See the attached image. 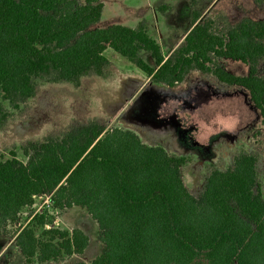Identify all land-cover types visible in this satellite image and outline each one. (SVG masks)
Returning a JSON list of instances; mask_svg holds the SVG:
<instances>
[{"label": "trees", "instance_id": "16d2710c", "mask_svg": "<svg viewBox=\"0 0 264 264\" xmlns=\"http://www.w3.org/2000/svg\"><path fill=\"white\" fill-rule=\"evenodd\" d=\"M253 1L259 6L264 0ZM102 10L101 0H0V130L36 96L40 83L78 88L84 77L106 78L107 49L169 89L190 72L243 89L264 128V77L258 70L264 20L232 26L223 16L193 10L182 41L164 57L145 22L92 29ZM221 59L245 65L246 75L227 72ZM20 150L25 162L15 152L0 161V236L13 240L26 264L60 262L88 246L81 230L48 226L52 219L45 215L30 212L19 222L41 196L54 210L81 208L95 222L103 248L90 264H264L256 153H237L222 171L209 165L195 196L181 176L191 157L95 120L27 141Z\"/></svg>", "mask_w": 264, "mask_h": 264}, {"label": "rangeland", "instance_id": "374dc122", "mask_svg": "<svg viewBox=\"0 0 264 264\" xmlns=\"http://www.w3.org/2000/svg\"><path fill=\"white\" fill-rule=\"evenodd\" d=\"M77 1L82 4L84 0ZM161 1L179 7L177 12L181 14L178 13L177 19L171 16L172 10L168 6L159 4ZM103 3L104 9L101 19L91 27L92 29H105L111 25L128 27L130 22L124 18H128L132 13L128 12L126 15L122 9L123 5L134 8L136 5H145V0H103ZM160 6L164 7L162 11H159ZM151 8V13L143 11L140 12L141 16L151 19L156 32L155 36L159 33L162 36L161 28L164 26L163 31L166 32L164 37L172 31H175L176 35L185 33L190 26L193 10L201 12L203 17L223 16L232 26L243 19L264 20V1L258 6L254 4L253 0H154ZM163 41L165 44L168 42ZM104 56L110 63L106 78L93 75L84 77L81 79L78 88L67 83L39 84L36 96L21 105L19 111L13 112L5 128L0 130V161L9 159L10 152H15L17 159L25 162L20 147L27 141H41L48 136H57L65 133L72 126L86 124L93 120L98 121L108 129L117 127L135 131L139 134L141 141L147 145H153V140L165 134H171L173 145L181 148L183 152L192 150L187 133L176 131L173 118L168 124H164L158 118V115L166 114L170 110L167 109L168 105H166L170 102L169 100L173 99V96L167 93L169 90L163 91V89H156L155 85L144 83L146 76L110 49L104 53ZM141 56L148 61V54L142 53ZM222 65L232 75L240 76L247 73V67L241 63L225 60ZM258 70L260 75L264 77V62L259 65ZM220 90L216 89L214 92H218V95L233 96L235 94L233 91L237 89H232V92L231 90ZM236 104L235 100L226 101L220 97L218 101L214 102V108H217L218 111L215 118L214 116L209 118L213 121V129L222 131L227 128L228 130L235 128L238 124V117H241L242 120H248V124L234 137L219 135L212 142L213 148L208 150L210 153L205 155L200 153L198 162L203 163L205 158L214 159L216 167L224 170L231 164L232 157L237 153H256L258 156V174L264 197V128L261 126L258 112H255L251 103L249 114H247L245 107L242 109L240 105ZM2 105L8 109L6 103H2ZM224 106L232 108L233 113L230 110L227 113ZM224 114L225 116H222ZM193 118H190L188 122H192L191 125L197 130L198 126H195V123L199 119L206 120L200 116ZM231 118L235 124L237 123L236 125L230 124ZM184 119L186 120V117ZM209 119L207 117L206 121L210 122ZM225 124L227 125L224 126ZM203 129L199 128L200 131ZM192 134L196 140L204 141V139H200L202 135H199L200 133L196 129H192ZM187 166L182 169V178L188 191L196 196L207 176L208 165L205 164L202 169L201 165H197V167ZM30 212L45 215L48 217L47 219L51 218L52 223L48 226L67 231L79 229L88 237V246L82 255H74L63 261L48 264H76L78 262L90 264L102 251L103 246L97 240V226L85 210L76 207L54 210L49 204L48 197L41 196L35 198L30 209L21 213L19 222L24 224ZM5 247L8 251H13L14 248L13 253L1 254ZM16 252L12 239L9 236H1L0 264H25L17 249Z\"/></svg>", "mask_w": 264, "mask_h": 264}, {"label": "crops", "instance_id": "0c3cea01", "mask_svg": "<svg viewBox=\"0 0 264 264\" xmlns=\"http://www.w3.org/2000/svg\"><path fill=\"white\" fill-rule=\"evenodd\" d=\"M117 1H122V0H117ZM181 1H183V0H181ZM101 2L103 4V9H104L103 0H101ZM144 4L145 5H143V4L136 5L134 8L125 7L123 5L122 9L125 11L126 15L128 14V12L132 13L131 15L128 16V18H124V19L127 22H130V23H128L129 28H135L140 22H145L148 25L149 36L152 37L158 43V45L160 46V50H161L162 55L164 57H166L182 41L186 31H185V33H182V35H176V33H174L175 31L168 32L167 36L164 37L163 35L166 34V32L163 31L164 26H162V28H161L162 36L160 35V33H159V35L157 34V36H155L156 32H155V28L153 27V24H152L153 22L150 21L151 19L145 18L144 16L142 17L141 16L142 14L140 13L143 11H145L146 13H148V12L151 13L152 12L151 7L154 4V0H145ZM159 4L168 6L169 9L172 10L171 16H173L175 19L178 18L179 14H181L180 12H177V10H179V7L177 8L172 3H166L164 1H161V2H159ZM120 5L122 6V4H120ZM169 14H170V12H169ZM155 18L157 19L156 16H155ZM164 23H165V21H164ZM163 40L168 41L167 44H165V41H163ZM161 41H163V42L161 43ZM224 62H225L224 59L219 60V63L221 65ZM223 68H224V66H223ZM122 75H125V74L122 73ZM243 76H245V75L244 74L240 75V77H243ZM145 80L146 81H144V83L146 82L147 85H149V84L155 85L157 87L156 89H163V91H166L165 89H167L170 91V92L167 91V93H170L173 96V99L169 100L170 102H168V104H166V105H168L167 109H170V110L166 114L158 115V118L164 124L170 123V120L173 118L174 119L173 125H174L176 131H178L180 133L181 132L187 133V135L189 137L188 140L190 142V146H191L192 150H188V152H186V150H185L183 152V150L181 148H178L175 145H173V140L171 138V134H165L164 136H162L156 140H153L154 143H152V144L153 145H156V144L161 145L165 149V151L169 154L176 155V156L191 157V162L188 164L187 167H193V166L197 167V165H201V169H202L203 166L205 164H207L208 166L212 165L213 167L218 169L215 165L214 159L205 158V159H203V161H204L203 163L198 162L199 157L201 156L200 153H202V155H205L206 153H208L209 152L208 150H210L209 148H213L212 142L219 135H226V136H230V137H234L235 135H237L239 133V131L242 130L248 124V120H242L241 117L240 118L238 117V119H237L238 124L236 123L237 124L236 125L235 121H233V119L231 118V120H229V121H231L230 124H232L233 126L236 125L235 128H232L230 130H228V128H227L226 130H222V131L221 130L218 131V130L213 129L214 128L212 126L213 121L210 120L209 118H211L213 116L215 118V114L218 111L217 108L216 109L214 108L215 107L214 102L218 101L219 97H220V99H223L226 101L235 100L237 103L236 105H240L242 107V109H244V107H245L247 114H249L250 100L248 98L247 93L241 88H238L235 86H226L224 84L219 83L213 77H211L209 75H204V74H201L198 72H190L187 75V77L185 78L184 82L181 84V86H178L177 88H174V89H169V88H166V87L161 86V85L153 84L147 79V77L145 78ZM184 88H185V90H184ZM216 89H218V90L225 89L226 91L231 90V92H232V89L233 90L237 89V90L233 91V92H235V94H233V96L232 95L225 96V95H218V92H214ZM224 110L227 113L229 110L231 113H233L232 108H228V107L224 106ZM255 112H256V110H255ZM197 116H200L202 118L204 117V118H206V120L208 117L210 122L209 121L207 122L206 120L203 121L202 119L201 120L199 119V121L195 123V126H198V130H197V128H195V127H193V125H191L192 122L191 123L188 122V120L190 118H193V117L195 118ZM222 116H225V114ZM184 117H186V120L184 119ZM187 117H188V119H187ZM181 118H182V120H181ZM226 125L227 124H225L224 126H226ZM187 126H191V127H187ZM199 128H204V129L200 131ZM192 129H196V131L198 133H200L199 135H202V137L200 139H204V141L196 140L193 137ZM134 133L140 138V136L137 132L134 131ZM140 140H141V138H140ZM182 169H184V167ZM182 169H181V176H182ZM218 170H221V169H218ZM14 247H15V252H16L17 248L15 245H14ZM13 251H14V248H13ZM13 251H11V250L8 251L7 247H5V249H3L1 254L5 253V255H8V253H11V252L13 253ZM16 254H17V252H16ZM24 263H25V261H24Z\"/></svg>", "mask_w": 264, "mask_h": 264}]
</instances>
